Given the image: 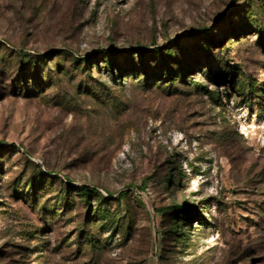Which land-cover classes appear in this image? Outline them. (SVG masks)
<instances>
[{
  "label": "rangeland",
  "instance_id": "obj_1",
  "mask_svg": "<svg viewBox=\"0 0 264 264\" xmlns=\"http://www.w3.org/2000/svg\"><path fill=\"white\" fill-rule=\"evenodd\" d=\"M0 264H264V0H0Z\"/></svg>",
  "mask_w": 264,
  "mask_h": 264
},
{
  "label": "trees",
  "instance_id": "obj_2",
  "mask_svg": "<svg viewBox=\"0 0 264 264\" xmlns=\"http://www.w3.org/2000/svg\"><path fill=\"white\" fill-rule=\"evenodd\" d=\"M135 54H138V58H139V60H140V63L142 64V65H144L146 62H147V60L149 59V58H152V56H153V54L151 55V54H147V52H143V51H140V50H137L136 52H135ZM154 54H158V55H160V53L158 52V51H155L154 52ZM148 55V56H147ZM125 57H127V60H129V66H132V62H133V59H132V57H131V52L130 51H127L126 53H125ZM110 60L109 59H106V58H104L105 59V66H106V68L108 69V71L110 72V74H111V76H112V78H113V80H115V79H118V80H121L120 79V77H121V74L122 73H124V72H126V69L124 70V69H122V68H120L118 65H117V63L114 61V58L112 57V56H110ZM170 60H171V58H170ZM165 62H167V60H165V58L163 57V58H161V60H160V63H161V65L162 66H165V69H160L157 73H154V74H151V72H145L144 73V75H142L141 74V76H144L145 78H146V80L143 82V83H139V84H142L144 87L145 86H149L150 84L148 83V79H150V78H157L158 76H162V77H165V79H166V81H167V83H169V85H172V84H177V83H181L183 80H174V78H175V74L174 73H172V70L166 65V63ZM141 65V66H142ZM160 64H157L155 67H156V69H158V66H159ZM145 66V65H144ZM167 66V67H166ZM141 70H143V69H141V68H137V67H135L134 69H132L130 72H129V74H131V75H135V76H138V75H140L139 74V72H141ZM115 71H117V73H118V75H115ZM144 72V71H143ZM177 74V73H176ZM172 75H173V77L174 78H172ZM178 77H176V79H177ZM118 82H120V83H118V84H120V85H122V83H121V81H118ZM240 91V90H239ZM238 91V92H239ZM241 92V91H240ZM77 190H76V192L77 193H79V195L80 196H82V198L87 202V204H90V197L91 196H95V195H98V193L94 190V189H91V188H89V187H87V186H80V187H77L76 188ZM177 211L180 213V215H179V218H181L183 221L185 220L184 218L187 216V213H186V206L185 205H183V206H181V207H178L177 208Z\"/></svg>",
  "mask_w": 264,
  "mask_h": 264
}]
</instances>
